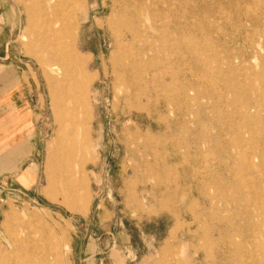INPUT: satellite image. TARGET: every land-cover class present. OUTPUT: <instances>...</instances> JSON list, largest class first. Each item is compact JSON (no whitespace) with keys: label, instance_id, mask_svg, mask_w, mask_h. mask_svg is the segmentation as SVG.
<instances>
[{"label":"rangeland","instance_id":"obj_1","mask_svg":"<svg viewBox=\"0 0 264 264\" xmlns=\"http://www.w3.org/2000/svg\"><path fill=\"white\" fill-rule=\"evenodd\" d=\"M38 1L0 0V73L39 124L0 166V264H264V0H134L155 36L124 47L113 0H77L75 44Z\"/></svg>","mask_w":264,"mask_h":264},{"label":"bare ground","instance_id":"obj_2","mask_svg":"<svg viewBox=\"0 0 264 264\" xmlns=\"http://www.w3.org/2000/svg\"><path fill=\"white\" fill-rule=\"evenodd\" d=\"M42 1V0H41ZM38 1V2H41ZM36 2V1H35ZM83 2V1H82ZM47 3V2H46ZM45 3V4H46ZM77 0H51V2H49L45 5L44 3V7L42 9V19H41V23L43 24V29H44V33L46 35V37L49 35V33L53 34L57 36L58 40L60 41L62 39V41H64L63 39H73L72 41L75 44V39L77 38L78 33H76L73 29V25H72V21H70V19H74L75 21V25L77 26V21L80 17V15L82 14V10H78L77 7ZM42 4V5H43ZM107 6L108 4L105 3ZM112 6H110L111 9V14L114 17V23H113V28H115V32H116V36L118 41L123 45V47L125 46V41H127V43H131L134 42L135 40L139 39L142 35L146 36L145 38L148 39V36L154 37V25H152L153 27L151 29L146 30V28H137V26L135 25V16H136V6L134 3V0H113L111 3ZM39 8V7H38ZM40 9V8H39ZM40 11V10H39ZM40 14V13H39ZM38 14V15H39ZM160 14V13H159ZM181 18H185V13H184V9L183 7H181V14H180ZM40 19V18H37ZM186 19V18H185ZM40 21V20H38ZM72 22V23H71ZM156 23L155 19H154V24ZM170 23V22H169ZM174 24V23H173ZM187 24V23H186ZM172 25V23H171ZM75 26V27H76ZM163 26V25H162ZM174 26V25H173ZM171 26V28L173 27ZM165 25L164 30H165ZM182 27V26H181ZM167 28V27H166ZM173 29V28H172ZM146 31V34H143V32ZM166 31V30H165ZM168 31V30H167ZM49 37V36H48ZM173 37V36H172ZM166 38V37H165ZM47 39V38H46ZM49 40V39H48ZM57 40V39H56ZM70 40V41H71ZM148 41V40H147ZM66 42V41H65ZM64 42V43H65ZM49 43V41H48ZM52 43V42H51ZM57 43V42H56ZM60 43V42H59ZM126 43V44H127ZM50 44V43H49ZM48 44V45H49ZM54 44V43H53ZM58 44V43H57ZM66 44V43H65ZM64 44V46H65ZM68 44V43H67ZM72 44V43H71ZM175 44V43H174ZM56 45V44H55ZM52 46V45H51ZM54 46V45H53ZM52 46V47H53ZM69 46V45H68ZM73 46V45H72ZM175 46V45H174ZM173 46V47H174ZM50 47V46H49ZM66 47V46H65ZM68 48V47H67ZM61 49V48H60ZM64 49V48H63ZM66 49V48H65ZM72 49V48H71ZM74 49V48H73ZM57 51V50H56ZM71 51V50H68ZM59 52V51H58ZM65 52V51H63ZM73 52V51H72ZM125 52V51H124ZM181 53V51H180ZM72 55V54H71ZM74 55V54H73ZM181 57L184 58V53L182 51V53L180 54ZM123 58V63L121 64L120 68L117 69L116 71V76L118 79H124L127 76H131L133 79L134 83H137L135 85L140 84L141 85V90L140 93H148V90H146L145 86H148L149 88H151V86L153 85V82L155 81V78L157 77L158 73L160 72L157 69H154L153 72L152 71H148V74L146 73L145 76L142 73L143 69V65L142 62L140 61L139 63L137 61H134L132 58V54L128 53V54H124L122 56ZM77 59V58H76ZM75 60V59H73ZM79 62V61H78ZM73 63V62H72ZM184 67V66H183ZM75 68V67H74ZM71 70V69H70ZM157 73V74H156ZM75 75V74H74ZM80 75V74H79ZM137 75L142 76L143 79H145V86L142 85V83H140L137 79ZM82 82V81H81ZM83 83V82H82ZM79 84V83H78ZM80 85V84H79ZM127 86V85H126ZM156 86V85H155ZM77 87V86H76ZM82 90V89H81ZM186 92V88L182 87V93H184V91ZM185 94V93H184ZM183 95V94H182ZM142 96V95H140ZM81 104V101H80ZM86 105V104H85ZM87 107V106H85ZM84 107V108H85ZM83 108V109H84ZM86 111V110H85ZM87 112V111H86ZM90 115V114H89ZM87 117V114L84 115V117ZM90 117V116H89ZM89 119V118H87ZM79 122V121H78ZM90 122V121H89ZM81 123V122H80ZM85 123V122H84ZM78 124V123H77ZM83 124V122H82ZM56 199V198H54ZM61 243V242H60Z\"/></svg>","mask_w":264,"mask_h":264},{"label":"crops","instance_id":"obj_3","mask_svg":"<svg viewBox=\"0 0 264 264\" xmlns=\"http://www.w3.org/2000/svg\"><path fill=\"white\" fill-rule=\"evenodd\" d=\"M18 71L17 65L13 64L11 70L0 73V166L9 164L8 160L3 159L17 161L30 156V143H33L39 126L35 105L30 101V83L23 77H16L14 72L17 74ZM24 177L26 180L32 179L25 172L21 174V180Z\"/></svg>","mask_w":264,"mask_h":264}]
</instances>
